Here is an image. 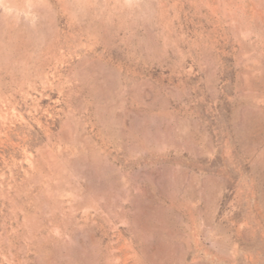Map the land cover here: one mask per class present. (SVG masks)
Listing matches in <instances>:
<instances>
[{
    "label": "rangeland",
    "instance_id": "obj_1",
    "mask_svg": "<svg viewBox=\"0 0 264 264\" xmlns=\"http://www.w3.org/2000/svg\"><path fill=\"white\" fill-rule=\"evenodd\" d=\"M0 264H264V0H0Z\"/></svg>",
    "mask_w": 264,
    "mask_h": 264
}]
</instances>
